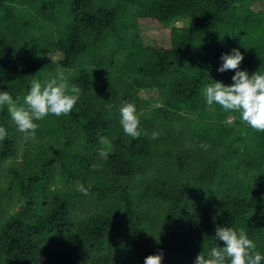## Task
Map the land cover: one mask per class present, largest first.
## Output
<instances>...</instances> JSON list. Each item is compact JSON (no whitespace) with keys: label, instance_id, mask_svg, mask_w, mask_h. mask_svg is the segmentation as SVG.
I'll list each match as a JSON object with an SVG mask.
<instances>
[{"label":"trees","instance_id":"16d2710c","mask_svg":"<svg viewBox=\"0 0 264 264\" xmlns=\"http://www.w3.org/2000/svg\"><path fill=\"white\" fill-rule=\"evenodd\" d=\"M233 49L264 74V0H0V92L23 105L60 73L82 89L35 140L0 107V264H195L225 247L217 226L264 255V132L203 96L233 83L218 71Z\"/></svg>","mask_w":264,"mask_h":264},{"label":"clouds","instance_id":"9594fccd","mask_svg":"<svg viewBox=\"0 0 264 264\" xmlns=\"http://www.w3.org/2000/svg\"><path fill=\"white\" fill-rule=\"evenodd\" d=\"M244 56L238 49L222 55V66L218 69L223 73L234 70L233 83L225 86L214 82L203 89V96L209 106L218 104L226 112H238L242 122L255 131L264 132V74L260 71L249 76L247 71L239 70ZM30 89L24 97L23 105L14 101L8 91L0 92V107H7V112L19 132L25 139L35 140L38 124L34 121L44 120L48 116L60 117L69 115L80 99L82 89L69 85L63 73L48 81L43 87L39 80L30 81ZM111 107V105H108ZM120 125L123 132L137 139L141 136L140 120L136 115L133 103L123 101L119 108ZM146 134V133H145ZM162 133L153 131L151 138L158 139ZM7 130L0 126V141L7 137ZM207 150L210 145L200 144ZM102 160H107L109 152L101 149L98 153ZM95 167V165L93 166ZM76 188L83 195H89V189L77 182ZM215 240L223 241L225 247H213L205 256L199 254L195 264H261L264 255L257 250V245L248 238L243 228L235 230L231 227L217 226ZM163 253L149 255L144 264H162Z\"/></svg>","mask_w":264,"mask_h":264},{"label":"rangeland","instance_id":"374dc122","mask_svg":"<svg viewBox=\"0 0 264 264\" xmlns=\"http://www.w3.org/2000/svg\"><path fill=\"white\" fill-rule=\"evenodd\" d=\"M143 35L145 36V38H147V37H151L153 35V33L151 31L146 30V31H143ZM147 40H148V38H147Z\"/></svg>","mask_w":264,"mask_h":264}]
</instances>
